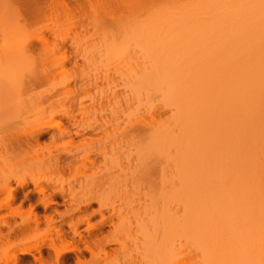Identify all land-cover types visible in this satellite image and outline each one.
Instances as JSON below:
<instances>
[{
    "label": "bare ground",
    "instance_id": "6f19581e",
    "mask_svg": "<svg viewBox=\"0 0 264 264\" xmlns=\"http://www.w3.org/2000/svg\"><path fill=\"white\" fill-rule=\"evenodd\" d=\"M36 1L28 3L36 8L39 3ZM30 5L24 12L34 16L36 11ZM208 16L206 19L200 17V23L203 19L207 26L213 24L210 27H215L213 29L217 30L218 37L221 35L218 41L214 37L217 34L209 27L204 32H197L201 34L199 37L193 33L195 38L187 39L186 42L185 35L178 36L180 34L174 31L177 41L178 38H185L181 43H174L175 48L167 47V38H164L165 45L160 44L163 39L160 35H153L155 31H150L153 36L146 32L150 37L145 33L149 41L143 37L144 33H140V42L145 40L151 45L155 41V46L148 44L150 49H145L146 43H143L144 46L141 44L144 48L141 51L146 53L143 54L146 59H143L148 62L144 64L143 71L139 65L142 71L140 74L134 73L135 68L131 69L133 65L131 67L128 59L133 56L124 53L126 50L130 52L129 48L122 47L116 53V56L121 54L117 59L120 57L122 63L126 58L128 61L124 66L129 73L124 76L125 69L121 73L130 80H126L130 82L125 83L126 89L136 90L135 99L142 89L147 93L149 90L158 92L162 96L159 103L172 116L160 126L157 122L159 127L156 130L154 128V132L152 130L153 137L149 135L151 142H147V147L141 144L137 156L140 165L147 164L142 155L148 150V155L154 153L159 159L158 165H162L161 193L158 195V200L163 196L162 210L158 200L152 201L150 208L134 207V212L139 211L135 214V237L138 238L136 249L139 253H146L143 258H150L152 264H264V16L250 13L233 15L229 11L211 15V18ZM188 18L192 20L190 16ZM161 23L164 25L163 20ZM200 23L198 27L201 28ZM140 34L135 40L141 37ZM159 44V48L163 46L156 52L154 49ZM143 59L141 61L144 62ZM11 79H8L9 82ZM144 98L146 102L147 96ZM0 100L9 99L3 97ZM140 101H134L138 105L135 108L140 105L143 107ZM149 102L147 100L148 105L153 103ZM70 103L74 104V100ZM148 105L145 104L147 109ZM133 112L127 115L128 119ZM59 116L60 120H66L72 127L75 125L71 123L74 122L72 115L62 112ZM131 117L134 119V115ZM16 126L6 125L0 132L5 159L8 156L11 161H21L36 154L42 149L38 142L47 135L52 142L63 137H67L70 142L74 137L81 138L82 144H68L75 151L88 145L84 143L85 130H64L60 121L55 125L57 134H49L47 128L37 127L27 136L20 137ZM64 155L76 157L69 152ZM60 156H53L51 162L38 163L44 170H56L59 180L11 175L6 176L2 182L3 187L9 190V197L4 205H0V210L7 209L11 202L18 200L17 194L13 192L15 189L23 190L29 185L33 187V190L23 194V201L29 202L32 193L37 195L36 202L29 204L27 212L20 210L21 206L15 210L8 208L6 215H0V241L9 244L10 237L15 239L10 244L16 247L12 264H18L17 254L31 255L36 264H64L72 259L67 257L68 254L75 257V264H92L110 254L105 251L108 242H103V236H96V232L101 235L102 229L109 222L112 225L111 219L107 220L103 215L104 208L99 207L89 214L75 216L81 206L89 207L95 202L101 204L104 196L95 192L101 186L100 181L90 180L85 187L86 194L81 196L77 192H66L63 189L48 192L55 182L62 181L61 172L74 169L71 181L78 183L82 176L79 168L93 167L95 161L64 162ZM5 165L9 167V163ZM13 183L16 188L9 189ZM57 199L60 203L55 202ZM35 204L40 205L44 212L51 205L64 207L63 211H51L60 219L59 225H56L52 215L35 213ZM94 215H99L101 220L97 224H90L89 218ZM7 217L11 220L19 217L21 220L12 225ZM82 224H86V235L92 234L95 238L80 235L78 230ZM3 229L7 231L6 234L2 233ZM44 248L53 252V260L42 258ZM32 252H36L37 258ZM84 254H88L89 258L86 259Z\"/></svg>",
    "mask_w": 264,
    "mask_h": 264
},
{
    "label": "rangeland",
    "instance_id": "374dc122",
    "mask_svg": "<svg viewBox=\"0 0 264 264\" xmlns=\"http://www.w3.org/2000/svg\"><path fill=\"white\" fill-rule=\"evenodd\" d=\"M28 1L30 3L32 0H0V98L9 99L0 100V132L6 125L15 124L20 137L27 136L37 127H45L49 130V134H57L55 125L60 121L64 130L70 132L85 130L84 143L88 145L75 151L73 146L68 144H82L81 138L74 137L70 142L67 137H63L52 142L48 140L49 135H47L38 142L42 149L36 154L21 161H11L8 156L5 159L6 155L0 143V205H4L9 197V190H6L2 183L6 176L16 175L19 178L36 177L41 180L56 181L60 179L58 172L50 168L42 169L38 166L39 162H51L54 160L53 156L58 154L64 162L95 161L93 167L79 168L82 176L78 183L71 181L74 169L61 172L62 181L55 182L48 192L63 189L66 192H77L78 196H81L86 194L85 187L90 180L100 181L101 186L95 192L104 196L101 204L95 202L89 207L81 206L79 212L75 213V216H81L103 207L104 217L107 220L111 219L112 225L109 222L104 226L101 235L96 232V236L101 238L103 236V242H108L105 251L110 254L104 256L98 263L92 264H152L150 258H143L146 253H139L136 249L138 238L135 237V214L139 211L134 212V207L150 208L152 201L158 200V195L161 193L162 165H158L159 159L154 153L148 155V150L142 155L143 161L147 164L140 165L137 156L140 145L144 144L147 147V142L150 141L149 135L160 125L167 123L172 116L167 108H163L162 103H159L162 101L160 100L162 96L158 92V94L153 93L148 89L149 93H147L148 91L144 92L142 89L143 91L140 90L142 93L137 94L135 99L136 90L131 91L128 87L129 91L126 89L125 83L130 80L123 77L125 71H122L126 70L125 76L128 69L124 65L128 61L126 58L122 63L120 57V60L117 59L121 54L118 53L116 56V53L122 47L129 48L130 52L126 50L124 53L133 56L128 57L134 61L128 59L131 67L133 65L131 69L135 68L134 73L140 74L144 64L147 65L148 62L143 59L146 53L141 51L144 50L141 44L144 46L146 43L145 49H150L149 42L145 40L140 42L141 34L144 33L143 37L146 39L150 35H160L163 39L161 40L163 43L160 44L165 45L164 38H167V47H174V43L185 40L182 39L184 35L186 42L195 38L193 33L198 34L199 37L201 34L197 32H202L208 27L212 28L213 24H210L211 27L207 26V22L205 23L203 19L200 23V17L206 19L210 15L211 18V15L223 14L227 11L233 15L250 13L264 16V0H37L36 3L39 2L37 5H40H36V8ZM28 5L34 7L33 11H36L37 15L35 13L34 16H29L32 14L28 15L24 12L29 8ZM189 16L193 21L188 18ZM184 18L188 21L186 22ZM162 20L163 31L159 27ZM199 23L202 24L201 28L198 27ZM156 29H161L158 34ZM150 31L155 32L152 35ZM174 31L180 34L178 36L183 35L180 37L182 40L175 39L177 35ZM139 34L141 37L135 40ZM216 34L212 35L218 41L221 35L219 34L218 37V32ZM158 39L156 43L159 42ZM154 42L151 45L155 46ZM160 44L158 48L155 47L156 52L158 49L161 50L163 45L159 48ZM132 48L136 49L130 50ZM133 63L136 65L134 66ZM10 78H12L11 82H9ZM144 96H147L148 102L153 98L150 101L153 103L149 102L152 107L147 104V100L145 102ZM138 99L141 100L143 107L139 104V108H135L138 105L134 101ZM71 100H74V104L70 103ZM145 104L148 105V109ZM62 112L74 117V122H71L75 124L73 127L66 120H60L59 114ZM130 112L134 113L131 115H134V119L131 116L128 119ZM150 112L152 114H149ZM148 124L151 127L148 128ZM67 152L75 154L76 157H66L64 153ZM6 162L9 163V167H6ZM70 184L73 186L69 188ZM15 188L16 185L13 183L9 189ZM25 189L18 188L13 191L17 194L18 200L15 203L11 202L9 209L15 210L22 206L20 210L27 212L29 204L36 202L37 195L33 193L29 194L30 203L23 201V194L33 190V187L29 185ZM55 202L60 203V200L57 199ZM158 202L162 210L163 196ZM8 208H2L0 215H6L9 212ZM54 209L63 211L65 208L51 205L44 212L40 205L35 204L34 212L44 213L45 216L52 215L56 225H59L60 219L56 214L51 213ZM13 219L7 217L9 224L20 223L19 217ZM100 220L99 215H94L89 218V223L97 224ZM63 228L66 229L65 226ZM85 228L86 224L79 227L80 235L95 238L92 234L87 236ZM6 232L5 229L2 230L3 234ZM9 240V244L0 241V264H12L14 259L13 252H16V247L11 246V242L15 239L10 237ZM32 254L37 256L36 252ZM84 255L86 259L89 258L88 254ZM69 256L72 259L64 264H75V257L72 254H68L67 257ZM16 257L18 264H36L31 255L17 254ZM53 257L52 251L46 248L42 250L43 259L53 260Z\"/></svg>",
    "mask_w": 264,
    "mask_h": 264
}]
</instances>
